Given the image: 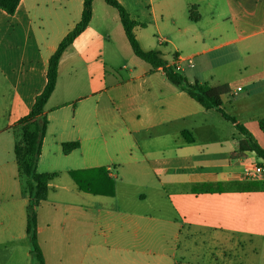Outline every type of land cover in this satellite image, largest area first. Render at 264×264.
I'll return each mask as SVG.
<instances>
[{
  "label": "crops",
  "instance_id": "crops-1",
  "mask_svg": "<svg viewBox=\"0 0 264 264\" xmlns=\"http://www.w3.org/2000/svg\"><path fill=\"white\" fill-rule=\"evenodd\" d=\"M84 1L0 8V264H32L13 127L45 88ZM119 1L144 49L169 65L180 56L191 81L229 85L223 108L264 147V0ZM114 33L130 50L124 61L107 58ZM58 69L38 162L56 174L37 206L45 264H264L263 178L246 176L264 158L236 154L244 136L232 121L133 53L117 9L94 0ZM74 141L66 154L63 143ZM101 166L114 195L82 191L69 173Z\"/></svg>",
  "mask_w": 264,
  "mask_h": 264
},
{
  "label": "trees",
  "instance_id": "trees-1",
  "mask_svg": "<svg viewBox=\"0 0 264 264\" xmlns=\"http://www.w3.org/2000/svg\"><path fill=\"white\" fill-rule=\"evenodd\" d=\"M21 0H0V8L9 14H14ZM111 7L117 9L126 36L133 53L140 59L148 62L153 68L162 67L168 79L179 88L197 100L206 109H216L225 118L232 121L244 137L239 140V150L236 154L244 151H255L264 158V147L258 139L237 120V118L223 108V97L231 89L228 84L212 85L209 82L191 81L182 71L166 62L157 50H146L140 44L134 33L138 22L133 19L127 9L119 0H105ZM94 0H85L81 20L63 38L58 48L49 59L47 83L42 92L36 97L35 103L30 112L21 117L14 125V131L18 133L19 140L15 146V154L18 160L19 171L25 177V190L29 195L27 204V235L31 245L32 264H45V258L38 240V216L37 206L41 201L48 198L50 182L56 176L55 173L39 172L38 162L42 151V144L46 135L48 117L45 106L54 92L59 75V64L64 52L73 44L75 38L83 32L93 18ZM260 127L264 131V118L259 120ZM80 147L78 141L63 143V150L66 154ZM71 177L78 188L93 194L114 195L115 181L110 176L105 166L71 170ZM264 188V173L261 182Z\"/></svg>",
  "mask_w": 264,
  "mask_h": 264
},
{
  "label": "rangeland",
  "instance_id": "rangeland-1",
  "mask_svg": "<svg viewBox=\"0 0 264 264\" xmlns=\"http://www.w3.org/2000/svg\"><path fill=\"white\" fill-rule=\"evenodd\" d=\"M98 1L104 2L105 0H98ZM154 1L156 4H158V2H159L158 0H154ZM112 39H113V42L107 43V45H106L108 52H110V55L107 53V58L113 59V60H120L121 59L122 61H124V59H126V57L128 55L127 54L128 51H130V50H128L126 44L122 41V38H120L118 33H114ZM115 49L117 51H119V55H117V59L114 58L113 55H111V54H115ZM218 58L219 57H216V59L214 58V61H216ZM108 71H109V73L113 72V70L111 68H108ZM216 73H217L216 77L219 78L220 72L218 71V69L216 70Z\"/></svg>",
  "mask_w": 264,
  "mask_h": 264
},
{
  "label": "built area",
  "instance_id": "built-area-1",
  "mask_svg": "<svg viewBox=\"0 0 264 264\" xmlns=\"http://www.w3.org/2000/svg\"><path fill=\"white\" fill-rule=\"evenodd\" d=\"M181 57L180 56H175L174 57V62L171 66L175 67V69L177 71H182L183 70V64H182V61H181ZM189 65L190 66H194V62L192 61V59H190L189 61ZM263 173H264V168L262 167H259L255 170H251V171H248L246 173V176L249 177V178H263Z\"/></svg>",
  "mask_w": 264,
  "mask_h": 264
}]
</instances>
